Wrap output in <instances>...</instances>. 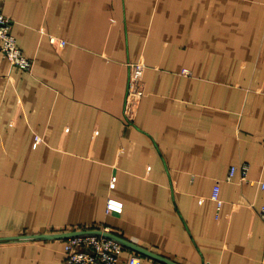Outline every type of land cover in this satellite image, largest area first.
Here are the masks:
<instances>
[{
	"label": "crops",
	"instance_id": "1",
	"mask_svg": "<svg viewBox=\"0 0 264 264\" xmlns=\"http://www.w3.org/2000/svg\"><path fill=\"white\" fill-rule=\"evenodd\" d=\"M0 6L33 61L0 50V264H65L75 227L118 264H264V0Z\"/></svg>",
	"mask_w": 264,
	"mask_h": 264
},
{
	"label": "built area",
	"instance_id": "2",
	"mask_svg": "<svg viewBox=\"0 0 264 264\" xmlns=\"http://www.w3.org/2000/svg\"><path fill=\"white\" fill-rule=\"evenodd\" d=\"M50 41L57 47L66 44L65 41L51 37ZM0 50L3 56L8 59L12 66L19 69L31 71L33 61L29 59L17 46L15 37L12 34V21L1 11L0 6ZM141 93L136 91L135 94ZM40 141V138H37ZM236 167H231L228 180L235 174ZM242 181L247 180L248 165H241ZM114 184V183H113ZM264 188V184L262 185ZM211 198L217 203L220 209L222 200L219 195V187L216 186ZM120 203L109 200L107 203L108 212H120ZM260 216L264 221V206L259 210ZM65 264H118L120 255L128 247L127 243L120 239L110 227H88L72 228L65 231ZM128 264H142L138 254H132Z\"/></svg>",
	"mask_w": 264,
	"mask_h": 264
},
{
	"label": "water",
	"instance_id": "3",
	"mask_svg": "<svg viewBox=\"0 0 264 264\" xmlns=\"http://www.w3.org/2000/svg\"><path fill=\"white\" fill-rule=\"evenodd\" d=\"M62 236H63V235H62ZM62 236H61V237H62ZM63 237H65V235H64Z\"/></svg>",
	"mask_w": 264,
	"mask_h": 264
}]
</instances>
